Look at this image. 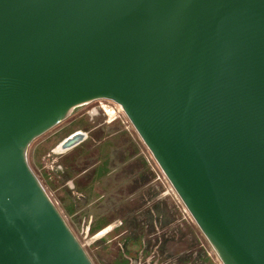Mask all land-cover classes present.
<instances>
[{"label": "water", "instance_id": "1", "mask_svg": "<svg viewBox=\"0 0 264 264\" xmlns=\"http://www.w3.org/2000/svg\"><path fill=\"white\" fill-rule=\"evenodd\" d=\"M99 100L222 264H264V0H0V264H93L27 151Z\"/></svg>", "mask_w": 264, "mask_h": 264}, {"label": "rangeland", "instance_id": "2", "mask_svg": "<svg viewBox=\"0 0 264 264\" xmlns=\"http://www.w3.org/2000/svg\"><path fill=\"white\" fill-rule=\"evenodd\" d=\"M103 103L114 106L111 101ZM97 106L94 102L74 109L64 122L34 140L27 151L30 168L92 263L115 264L124 258L128 264H222L129 121L121 116L106 124V116L99 111L94 117L87 116ZM78 130L88 133L82 148L94 159L98 155L104 158L112 147L119 149L115 162L121 166L119 173L113 179H101L95 189L103 198L113 196V200L107 198L100 204L103 212L111 208L104 213L109 225L101 231L111 228L98 237L99 231L91 234L86 229L91 217H81V206L88 202L87 184L94 173L90 169L71 178L63 158L70 157V152L53 153L60 141ZM110 135L120 140H105ZM130 139L138 144L140 158L122 166L124 152L128 156L133 152L130 143L124 142ZM100 147L104 153L98 154ZM138 236L140 244L136 245ZM126 251L136 254L129 257Z\"/></svg>", "mask_w": 264, "mask_h": 264}, {"label": "trees", "instance_id": "3", "mask_svg": "<svg viewBox=\"0 0 264 264\" xmlns=\"http://www.w3.org/2000/svg\"><path fill=\"white\" fill-rule=\"evenodd\" d=\"M83 144L78 148L74 149L70 152V157L68 155L64 156V164L70 169V173L68 174L71 178H77V176L81 175L86 170H90L94 173V176L90 178L89 183L86 188V206H90V209L84 214H81V217H91V222L88 225V231L91 234H94L98 231H101L102 228L109 225V221L106 220V213L108 210H111L109 207L107 211L103 212V209L100 207V204L105 202L106 196L100 195V193L96 192L95 189L98 184H100L101 179H113V175L116 174L115 167H117V163H114L115 153H104L102 148L100 147L98 150V154L104 153V158L101 155H98L96 159L95 157L90 156V151L82 148ZM32 157V156H31ZM34 158V156L32 157ZM113 166L111 167V165ZM107 200H113V196H109ZM102 199V200H101ZM99 200V201H98ZM83 210V209H82ZM140 237L138 236L134 243L136 245L140 244ZM128 255L134 256L136 253H131V251H126ZM115 264H128L127 259H119Z\"/></svg>", "mask_w": 264, "mask_h": 264}, {"label": "crops", "instance_id": "4", "mask_svg": "<svg viewBox=\"0 0 264 264\" xmlns=\"http://www.w3.org/2000/svg\"><path fill=\"white\" fill-rule=\"evenodd\" d=\"M106 124H110V123H106ZM114 135H116V134H114ZM114 135H110V136H108V137H105V140L106 139H111L110 141H112V140H120V138H118V136H114ZM122 137H125V136H122ZM122 137H121V139H122ZM128 139V138H127ZM110 141H108V143L110 142ZM129 142L130 143V148L132 149V153L131 154H129V156L126 154V152H124V154L122 155V162H121V164H122V166L124 165V164H126V162L127 163H129V161H131V160H136V159H138V158H140V153H138L139 151L137 150L138 149V144L135 142V140H132V139H130V140H126V141H124V142ZM115 153V159H114V163L115 162H117L116 161V158L118 157V156H120L119 155V149H118V147H112L110 150H108V153ZM131 156H132V158H131ZM118 165L119 164H117V167H115V172L114 173H119V168L121 167H119L118 168ZM113 166V164L111 165V167ZM126 183V182H125ZM82 207V212L81 213H83L84 212V214H86V212L90 209V206L88 207V206H86V204L85 205H82L81 206ZM101 232V231H100Z\"/></svg>", "mask_w": 264, "mask_h": 264}, {"label": "built area", "instance_id": "5", "mask_svg": "<svg viewBox=\"0 0 264 264\" xmlns=\"http://www.w3.org/2000/svg\"><path fill=\"white\" fill-rule=\"evenodd\" d=\"M95 102L98 103V106H97V108H92L89 112H87L86 114H88V116L94 117L95 115L98 114V111H99V112L103 113V115L106 116V118H107L106 123H113L117 120H120L121 116L124 117L127 120V122L129 121L127 119V117L125 116V114L123 113L121 107L118 106L117 104L114 103V106L112 108L110 106L104 105V103H103V102L106 103V102H110V101L99 100V101H95ZM128 123H130V122H128ZM185 211H187L186 208H185Z\"/></svg>", "mask_w": 264, "mask_h": 264}, {"label": "flooded vegetation", "instance_id": "6", "mask_svg": "<svg viewBox=\"0 0 264 264\" xmlns=\"http://www.w3.org/2000/svg\"><path fill=\"white\" fill-rule=\"evenodd\" d=\"M92 103H94V102H92ZM88 105H90V104H88ZM88 105H86V106H88ZM82 107H84V106H82ZM87 116H88V114H87ZM89 117H90V116H89ZM69 135H70V134H69ZM85 143H86V142H85ZM110 228H111V226H110L109 228L105 229L104 231L109 230ZM104 231H102V232H104ZM102 232H101V233H102ZM101 233H99L98 235H100ZM98 235H97V236H98Z\"/></svg>", "mask_w": 264, "mask_h": 264}, {"label": "bare ground", "instance_id": "7", "mask_svg": "<svg viewBox=\"0 0 264 264\" xmlns=\"http://www.w3.org/2000/svg\"><path fill=\"white\" fill-rule=\"evenodd\" d=\"M106 231H107V230H106ZM106 231H104V232L101 231L102 233L100 232V233H101L100 235H102V234L105 233ZM98 236H99V235H98Z\"/></svg>", "mask_w": 264, "mask_h": 264}]
</instances>
